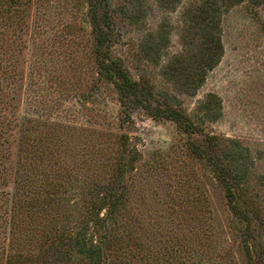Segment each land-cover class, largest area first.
<instances>
[{"label": "rangeland", "instance_id": "rangeland-1", "mask_svg": "<svg viewBox=\"0 0 264 264\" xmlns=\"http://www.w3.org/2000/svg\"><path fill=\"white\" fill-rule=\"evenodd\" d=\"M129 1L108 0L110 56L157 98L172 95L160 72L182 49L180 15L189 0H140L137 9ZM220 18L221 59L193 95L176 96L201 129L188 135L141 108L121 125L116 89L98 73L87 0H0V264L35 256L61 230L73 233L91 186L107 184L120 158L131 168L119 228L129 241L110 256L116 264H264V2L244 0ZM160 26L168 40L158 62H145L139 42ZM210 94L215 119L201 107ZM211 135L220 150L234 140L249 156L246 180L260 216L249 228L250 256L245 222L208 162L190 152ZM46 195L52 204L32 211Z\"/></svg>", "mask_w": 264, "mask_h": 264}, {"label": "trees", "instance_id": "trees-1", "mask_svg": "<svg viewBox=\"0 0 264 264\" xmlns=\"http://www.w3.org/2000/svg\"><path fill=\"white\" fill-rule=\"evenodd\" d=\"M178 1L166 0L167 4L173 2L172 5H177ZM242 1L244 0H189L180 15L183 24L180 35L182 49L164 62L160 72L164 80L172 85L174 94L162 92L159 99L155 96L153 87L145 83L143 78H133L120 59L110 56L113 20L108 0H87L98 73L116 89L123 113L121 125L129 121L134 109L141 108L153 118L162 117L173 121L181 132L188 135L201 131L181 106L175 104L176 96L193 95L206 73L219 62L223 53L219 29L221 14ZM246 1L255 5L264 2ZM139 2L140 0L129 1L134 5ZM139 4L132 5L133 9H137ZM167 40L168 36L161 26L155 32H150L139 42L140 58L145 62H158L161 45ZM213 98L212 94L207 95L201 105L204 117L208 119L217 117V114L212 115ZM220 145L215 136H206L204 145L194 143L190 152L208 162L211 173L225 191L231 212L245 222L247 229L244 242H248L246 247L250 256L253 245L249 246L252 239L249 228L260 216L252 194L254 189L250 188V183L246 180L249 156L246 149L234 140L221 150ZM129 163L124 158L118 159L113 167L114 174L107 184L93 183L89 198L84 200L87 210L81 214L82 218L73 233L65 235V230H61L48 242H41L35 256L17 254L16 258L9 257L4 264H116L110 256L115 250L121 249L122 242L129 241V235L119 231L120 226H124L126 222L129 192L124 186L123 177L131 169ZM38 199L40 205H33L37 208L32 211L40 213L52 204L54 197L46 195L38 196ZM46 230L48 232L49 229Z\"/></svg>", "mask_w": 264, "mask_h": 264}]
</instances>
